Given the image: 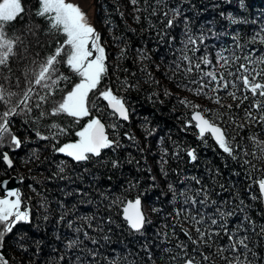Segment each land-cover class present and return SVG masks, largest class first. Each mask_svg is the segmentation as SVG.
I'll return each mask as SVG.
<instances>
[{
	"label": "trees",
	"instance_id": "16d2710c",
	"mask_svg": "<svg viewBox=\"0 0 264 264\" xmlns=\"http://www.w3.org/2000/svg\"><path fill=\"white\" fill-rule=\"evenodd\" d=\"M17 2L19 4L20 0ZM149 3L155 5L156 0H149ZM165 3L168 7H181L190 19L192 32L204 34L206 50L202 46L197 56L207 55L213 65H202L203 71L222 70L215 64L216 53L221 49H233V36H238L244 49L237 51V55L243 56L252 49L257 50V55L264 53V44L259 40L253 43V36L264 26V0H165ZM22 6L25 11L21 17L11 23L7 20L0 23V30L8 41L7 50L0 55V120L3 114L18 111L19 114L9 115L8 121L11 134L22 141L17 151H10L9 146L0 148V153L7 152L13 161L9 168L0 158V180L11 174L20 178L18 189L22 209L28 206L31 215L30 224L17 225L4 238L1 251L10 264H182V261L172 259L179 251L176 245L180 242L188 244L189 255H195L201 264H226L224 257L230 254H217V249L227 246L228 237L222 233L211 248L200 247V252L210 257L209 261H203L198 253H193L194 245L181 230L197 239V226L182 215L177 217L176 211L183 207L181 192L187 189L191 196L193 190L203 185L211 200L220 204L227 202L222 210L236 211L239 201L243 200L249 209L247 214L258 226L257 231L264 225L262 203L251 200L249 192L250 171L253 179L264 178V158H261L264 156V123H255L246 116L254 98L249 94V99L237 108L240 101H234L228 95L233 89L219 93L205 89L206 95H196L189 90L196 87L190 83V80L198 79L195 74L184 76L177 72L173 75V65L181 54L185 39L183 17L168 30V36L162 42L157 35L163 27L158 16L136 12L131 0H93L94 24L101 37L99 43L105 48L108 71L98 90L90 94V101L96 104L92 116L101 118L109 137L119 139L122 147L115 153L104 150L99 162L94 158L92 162L77 163L54 148L75 140L76 132L91 117L76 122L64 114L41 116V112H50L79 79L66 62L61 61L62 55L57 64L61 68L58 77L67 79L60 80L50 101L41 108L35 107L52 90L51 85L27 94L20 103L26 91L30 63L41 64L49 58L54 59L52 54L66 39L61 32L50 28L45 17L36 15L39 0H22ZM143 6L144 0H140L139 7L143 9ZM165 10L161 8V11ZM229 14L237 23L232 22ZM149 19L155 27L149 24ZM141 51L146 58H141ZM126 83L133 86L126 87ZM108 87L126 99L130 110V120L121 121L116 130L118 136L108 127L116 121L107 114L106 102L97 99L99 91ZM217 95L220 103L216 102ZM190 105L200 107L194 109ZM222 105H232V108ZM29 108L31 111H25ZM205 109L206 117L229 133L235 159L223 153L210 136L206 144L202 143L194 126L184 128L192 111ZM253 115L259 113L254 111ZM53 124L65 129V133L53 137ZM37 132L50 139H40ZM125 132L133 135L135 141H129ZM176 145L182 149H196L198 161L190 163L186 152L181 153V160L174 159L172 154L177 150ZM165 148L167 157H164ZM162 158L167 159V164L161 163ZM112 159H118L121 166L113 169L108 163ZM245 159L254 165L255 171L244 164ZM61 167L63 173L59 171ZM191 177H197L201 185ZM170 184L175 193L169 189ZM135 197H140L143 213L152 222L146 226L143 235L128 231L121 217L122 204L108 208L113 200L125 202ZM214 211V207L207 209L208 213ZM109 215L115 223L110 230L105 227L101 231L96 226L100 223L99 218L107 219ZM61 216L65 217L63 221ZM85 217L96 218L91 228ZM241 218L239 213L230 217L229 230ZM174 223L175 229L171 227ZM164 225L169 228L165 229ZM76 228H81V232L77 233ZM165 231L176 234L165 239L162 234ZM84 232L90 238H85ZM77 239L80 241L77 246H67ZM253 240L256 241L255 250L264 257V240L255 236ZM77 257H80L79 261ZM259 264H264V259Z\"/></svg>",
	"mask_w": 264,
	"mask_h": 264
},
{
	"label": "snow or ice",
	"instance_id": "6c2138e0",
	"mask_svg": "<svg viewBox=\"0 0 264 264\" xmlns=\"http://www.w3.org/2000/svg\"><path fill=\"white\" fill-rule=\"evenodd\" d=\"M40 8L36 12L39 17H45L50 22V28L61 32L66 39L63 44L57 47L52 54L54 59L49 63L57 65L59 57L63 53L66 56V65L72 70V72L79 77V82L75 83L70 91H67L62 99L55 103L48 113L41 112V116L52 115L58 116L64 114L68 117L74 118L76 122H79L85 117H91L86 124L83 125L81 130L76 132V136L79 138L75 142L65 143L60 147L54 148L55 151L65 154L77 163H88L95 161L99 162V158L102 157L104 150H111L117 152L122 144L119 139L110 138L106 130V125L102 122L98 116H92V111L96 110V104L94 101H90V94H94L101 83L102 78L106 75L108 68L106 66L107 56L105 48L99 43L101 37L97 33L96 29L87 20L86 14L81 10L78 5L67 3L66 0H39ZM132 5L136 12L144 11L148 13L149 17L158 16L159 23L163 25L159 29L157 35L163 42L168 36V30L174 28L179 22L180 17H183L184 22V36L182 41L183 47L180 50V55L173 65V75L177 72L184 76H191L195 74L198 79L190 80V83L196 85L194 91L196 95L207 94L205 89H209L213 93H219L226 91L229 88L233 91H229L228 95L234 100H239L240 103L236 105L237 108L245 100L249 99V94L254 98V102L249 106L246 111V116L250 121L255 123H264V53L257 55V50L245 52L243 56L237 55V51L243 52V46L238 41V36H233V49H221L216 53L215 64L218 69L203 71L202 65L205 67H212L213 62L207 55L197 56L201 47H205V36L201 32L199 35L194 34L190 28V19L187 17L182 8L168 7L165 0H156L155 5L149 3V0H144L143 9L139 7L140 0H131ZM19 12L16 8L9 7L4 15H0V23L7 20L9 23L14 22L22 16L25 9L22 6V0L19 2ZM167 10L161 11V8ZM243 7V4H241ZM151 9V11H149ZM223 15V13H222ZM148 18V17H146ZM229 18L233 23L237 21L231 17ZM139 20L140 17L136 16ZM255 23V21H253ZM149 24L153 27L152 21L149 19ZM174 39V38H173ZM259 40L264 44V26L253 36V43ZM67 49V50H66ZM229 53L226 55L225 53ZM123 54V50H122ZM141 58H146L145 54L140 52ZM54 78L50 81L52 90L47 93L46 96L41 98L36 108H41L42 105L48 103L52 96L55 95L56 86L60 80H66L67 77L56 76L57 69L54 68ZM126 83V87H132ZM187 87V85H185ZM240 95H237V93ZM167 95V93H165ZM259 97L261 99H255ZM97 99H102L106 102L109 109L108 115L113 118L114 123L109 125L114 133L120 127V122H127L130 120V110L127 106V101L124 97L117 95L111 87L105 90L99 91ZM216 102L220 103V97H215ZM182 104L188 103L187 101H181ZM194 109H199V105H190ZM228 109L232 108V105H222ZM25 111H31V108L25 109ZM207 110H194L188 119L184 128L195 127L198 129V138L202 143H207V137L210 136L216 143V145L226 153L229 157L235 159V148L232 141L229 139V133L217 123L212 122L206 118L205 112ZM259 113V115H253V112ZM19 114V112L12 113ZM9 115L3 114V119L0 120V148L9 146L13 149H19L22 145V141L15 135L11 134L9 128ZM52 129H55L53 137L56 135H63L65 129L59 128L53 124ZM36 135L42 140L50 139L49 136L41 135L39 132ZM118 136L119 134L116 133ZM124 136L129 141H135V137L127 132ZM163 139V138H162ZM236 148L239 145L235 146ZM176 151L172 154L176 160H181V153L186 152L190 163L198 161V153L194 148L182 149L179 145H176ZM264 151V149H262ZM168 156V151L164 149V157ZM0 158L3 162L11 168L13 161L9 157L7 152L0 153ZM261 158H264L262 156ZM113 169L119 168L120 161L118 159H112L108 161ZM162 164H167V159L162 158ZM244 164L252 171H255L254 165L245 159ZM61 173L64 172V168L59 169ZM218 171V170H217ZM166 174V173H165ZM153 179H155L153 177ZM189 179V178H186ZM191 180L195 181L197 185H201L200 180L197 177H191ZM248 179L251 180L249 185L250 199L253 201H259L264 204V178L253 179L251 171L248 175ZM8 181L0 183V188L5 190V195L0 198V250L3 249L4 238L7 234H11L13 229L17 225L30 224L31 215L30 210L24 208L22 210V196L19 189H9ZM169 189L175 193V189L170 184ZM256 189V190H254ZM189 190H185L180 193L184 197L182 204L183 207L176 211V216H183L186 221H190L195 228L197 239H193L192 235L184 230L185 236L194 245L193 253H198L203 261H209L210 257L200 252V247H212L214 240L221 238V234L228 237V244L225 247L218 248L217 254L229 253L228 257H224L226 264H259L261 259L258 252L255 250L257 239L264 240V225L259 226L257 231V224L247 214L249 209L245 206L244 201L240 200L236 206V211H224L222 208L224 204H220L215 200H211L208 190L201 185L200 188L193 190V195L189 196ZM122 204V216L123 223L127 226L129 232L143 235V232L147 225L151 224V220L147 219L141 210V199L137 197L134 201L128 200L127 202L113 200L108 208H112L114 205ZM214 207L215 211L208 213L207 209ZM154 211H156L154 209ZM241 214L242 218L231 230L228 227V220L230 217L237 214ZM47 219V217H45ZM64 216L60 217L63 221ZM88 220V227L91 228L92 222L96 218L85 217ZM100 223H97V228L103 231L105 227L109 230L115 223L111 215L105 219L99 218ZM118 227L120 225H117ZM69 227H72V223L69 222ZM165 229L169 228V225L163 226ZM175 229L176 224L171 226ZM77 233L81 232V228H76ZM165 239H170L171 236H175V231L169 233L165 231L162 233ZM85 238H90L87 232H84ZM107 240L108 237L104 236ZM80 241L72 240L67 245L69 248L75 247ZM95 244L96 241L92 240ZM179 250L173 260H180L182 264H201V260H197L195 255H189L187 249L188 244L180 242L176 245ZM171 252V250H168ZM183 253V256L180 253ZM63 259V257H61ZM80 257H77V261ZM0 264H10V261L5 257L3 251H0Z\"/></svg>",
	"mask_w": 264,
	"mask_h": 264
},
{
	"label": "rangeland",
	"instance_id": "374dc122",
	"mask_svg": "<svg viewBox=\"0 0 264 264\" xmlns=\"http://www.w3.org/2000/svg\"><path fill=\"white\" fill-rule=\"evenodd\" d=\"M91 2H92V5H93V0H91ZM18 5L19 4H18L17 0H9L7 3H5L3 6L0 7V15H4L6 13V10L9 7H14L18 11V9H19ZM92 12H93V10H92ZM92 16H93V14H92ZM93 26H94V19H93ZM62 44H63V42L60 45H62ZM7 48H8V41L6 40L4 35L2 34V31L0 30V52L2 51L1 54H0L1 56L4 55V53L7 50ZM61 55H62L61 61L66 60V56L63 53ZM50 60H52V58H49L47 61H45V62H43L41 64H35L33 61L30 63V65L28 66V69H27V79H26V91H27V94H31L34 91L41 90V89H44L46 87H49L50 86V81L54 78V71H53L54 68L57 69L56 76L58 77V75L61 72V68L58 65L50 64L49 63ZM77 82H79V79L77 81H75L70 86V88L67 91H70L71 88L74 86V84L77 83ZM29 86H31V89H29ZM66 92H65V94H66ZM12 113H10V114H12ZM78 139L79 138L77 137L75 140L70 141V142H75ZM70 142H65V143H70ZM3 196L4 195H2L0 193V198H2Z\"/></svg>",
	"mask_w": 264,
	"mask_h": 264
},
{
	"label": "water",
	"instance_id": "95a60500",
	"mask_svg": "<svg viewBox=\"0 0 264 264\" xmlns=\"http://www.w3.org/2000/svg\"><path fill=\"white\" fill-rule=\"evenodd\" d=\"M9 0H0V7L1 6H3L5 3H7ZM66 2L67 3H72V4H74V5H78L80 8H81V10L86 14V17H87V20H88V22L90 23V24H92L93 25V16H92V2H91V0H66ZM96 30H97V28H96V26H95V24H94V26H93ZM29 89H31V86H29ZM26 94H27V91H25V94H24V96L22 97V99H21V101H20V103L25 99V97H26ZM18 107V105L15 107V109ZM14 109V110H15ZM193 112V111H192ZM192 112H191V114H192ZM9 115H11V114H9ZM191 116V115H190ZM207 118V117H206ZM209 119V118H208ZM196 129V128H195ZM197 130V132H198V129H196ZM13 135H15L14 133H12ZM16 136V135H15ZM212 139V138H211ZM213 140V139H212ZM214 141V140H213ZM215 142V141H214ZM18 149H13V148H11L10 147V151H17ZM9 155V154H8ZM10 157V156H9ZM6 164V163H5ZM4 181H8L9 183H8V188L9 189H18V184H19V182H20V178H18L16 175H14V174H11V175H9L8 177H5V178H2L1 180H0V183H2V182H4ZM0 193L2 194V195H5V190L4 189H2V188H0ZM137 197H135V198H133V199H127L125 202H127L128 200H135ZM140 198V197H139ZM262 206H263V209H264V204H262ZM25 208H27L28 210H29V208H28V206H26ZM122 208H123V205L121 206V217L123 218V216H122ZM141 210H142V205H141ZM142 212H143V210H142Z\"/></svg>",
	"mask_w": 264,
	"mask_h": 264
},
{
	"label": "flooded vegetation",
	"instance_id": "af4514ba",
	"mask_svg": "<svg viewBox=\"0 0 264 264\" xmlns=\"http://www.w3.org/2000/svg\"><path fill=\"white\" fill-rule=\"evenodd\" d=\"M65 62H66V60H64ZM71 72H72V70H71Z\"/></svg>",
	"mask_w": 264,
	"mask_h": 264
},
{
	"label": "bare ground",
	"instance_id": "6f19581e",
	"mask_svg": "<svg viewBox=\"0 0 264 264\" xmlns=\"http://www.w3.org/2000/svg\"><path fill=\"white\" fill-rule=\"evenodd\" d=\"M27 95V94H26Z\"/></svg>",
	"mask_w": 264,
	"mask_h": 264
}]
</instances>
